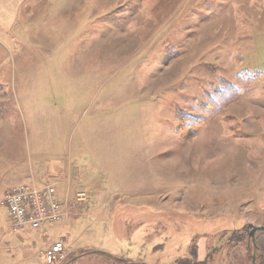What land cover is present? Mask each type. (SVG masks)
<instances>
[{
	"label": "rangeland",
	"instance_id": "rangeland-1",
	"mask_svg": "<svg viewBox=\"0 0 264 264\" xmlns=\"http://www.w3.org/2000/svg\"><path fill=\"white\" fill-rule=\"evenodd\" d=\"M6 1L19 6L0 24V202L15 173L43 186L72 167L90 202L49 234L15 231L0 206V264H46L58 240L55 264H253L264 0ZM244 73L263 75L207 117L213 90Z\"/></svg>",
	"mask_w": 264,
	"mask_h": 264
},
{
	"label": "built area",
	"instance_id": "built-area-1",
	"mask_svg": "<svg viewBox=\"0 0 264 264\" xmlns=\"http://www.w3.org/2000/svg\"><path fill=\"white\" fill-rule=\"evenodd\" d=\"M78 200L86 198L85 193H78ZM0 206L7 210L11 225L15 231L27 228L33 230L56 229L67 224L73 211L68 209L58 194L56 184L43 186L22 184L6 192ZM65 251L63 241H54L43 251L46 264H55Z\"/></svg>",
	"mask_w": 264,
	"mask_h": 264
},
{
	"label": "crops",
	"instance_id": "crops-1",
	"mask_svg": "<svg viewBox=\"0 0 264 264\" xmlns=\"http://www.w3.org/2000/svg\"><path fill=\"white\" fill-rule=\"evenodd\" d=\"M18 1H15L13 3H11L10 1H6V0H0V24L4 25L3 27H7V28H13L15 26V24L17 23L18 20ZM81 169H83V166L81 165ZM84 170V169H83ZM85 171V170H84ZM63 173L65 175H63ZM62 174H58V175H53V178H55L54 184L57 185V189H58V194L60 199L66 203V205L68 206V209L74 207L77 203L76 202H87L85 205H89L88 202H90V198L89 200H87V198H85L84 200L79 201L78 200V193L80 192V180L82 182H84L85 180H87L88 176L87 173H83L81 175V171H77L74 169V167L71 168V170H67L66 172H63ZM18 175L19 177H21V181L15 183V185H9L4 193L3 196L5 195V193L12 187L16 186V185H20V184H27L28 185H37L35 183V176H28L26 175L25 172H19V173H15V175ZM89 181H93L95 182V180L89 178ZM26 182V183H23ZM38 186V185H37ZM89 192V191H88ZM87 192H86V197H87ZM90 197V196H89ZM93 202V199L92 201ZM70 219V218H69ZM11 222V221H10ZM69 223V222H68ZM66 225V224H65ZM64 225V226H65ZM54 229H44L42 231H44V233L49 234L50 232H52Z\"/></svg>",
	"mask_w": 264,
	"mask_h": 264
},
{
	"label": "trees",
	"instance_id": "trees-1",
	"mask_svg": "<svg viewBox=\"0 0 264 264\" xmlns=\"http://www.w3.org/2000/svg\"><path fill=\"white\" fill-rule=\"evenodd\" d=\"M260 75H263L262 73H244V74H241L239 77H238V83L237 85H233L231 83H228V82H222V84L215 88V90H213V93L212 95L209 96V105L206 109V115L207 117H214L216 115H219L221 114L223 111H224V108L229 105L232 101H235L239 96H240V86L242 85L247 87V86H250L252 85L253 83H255L256 81H258L261 77ZM188 118V116H185ZM184 120L182 121L183 122V126H182V129H181V132L182 130H185V129H189L191 128L190 127V124L189 122L191 121H188L185 120L186 118H183ZM190 119V118H189ZM191 120H194L191 118ZM188 121V122H187ZM202 121L201 120H196L194 122V125L192 127H200L202 125ZM246 233L243 234V236H238V235H235V239H237V242L235 243H238L237 245L235 244V248L238 247V245H241V243L246 239L247 236H245ZM247 244V253L249 254V257H251V260H252V249H251V244H250V241H246ZM251 253V255H250ZM258 263L259 264H264V245H262L260 243V246H259V250H258ZM111 257V256H110ZM112 259H115L114 257H112ZM117 261H120L121 264H134L132 262H127L126 259H123V258H118V259H115ZM181 261H185L184 260H181Z\"/></svg>",
	"mask_w": 264,
	"mask_h": 264
},
{
	"label": "water",
	"instance_id": "water-1",
	"mask_svg": "<svg viewBox=\"0 0 264 264\" xmlns=\"http://www.w3.org/2000/svg\"><path fill=\"white\" fill-rule=\"evenodd\" d=\"M259 232L264 233V227H254L252 229V231L250 232V241L252 243L253 249H252V257H253V264H256V257H257V253H258V245L256 242V236Z\"/></svg>",
	"mask_w": 264,
	"mask_h": 264
},
{
	"label": "flooded vegetation",
	"instance_id": "flooded-vegetation-1",
	"mask_svg": "<svg viewBox=\"0 0 264 264\" xmlns=\"http://www.w3.org/2000/svg\"><path fill=\"white\" fill-rule=\"evenodd\" d=\"M252 230H250V232H251ZM242 234H244V233H242ZM249 237H250V235H249ZM238 243H236V245H237ZM252 260H253V257H252ZM253 262V261H252ZM258 262V255H257V257H256V263ZM180 264H189L188 263V260L186 259L185 261H180Z\"/></svg>",
	"mask_w": 264,
	"mask_h": 264
}]
</instances>
